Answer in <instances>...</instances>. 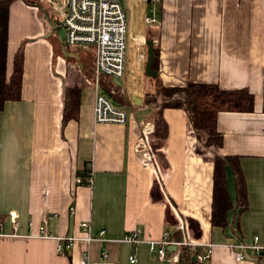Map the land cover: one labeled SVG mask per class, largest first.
<instances>
[{"label":"crops","instance_id":"0c3cea01","mask_svg":"<svg viewBox=\"0 0 264 264\" xmlns=\"http://www.w3.org/2000/svg\"><path fill=\"white\" fill-rule=\"evenodd\" d=\"M17 2L9 6L5 77L19 48L23 73L20 99L6 101L0 110V264H82L86 252L87 264H175L173 251L160 260L146 242L134 248L121 241L138 228L145 241L166 231L173 242L210 250L204 264H264V253L237 261L233 247L255 235L264 245V0H159L158 23L136 37L137 60L144 68L147 42H152L158 76L148 77L143 69L140 87L131 91L121 81L124 76L99 78L97 92L126 110L125 124L94 121L95 84L89 83L86 64H77L82 80L75 82L74 63L58 52L56 37L42 36L53 34L62 18L41 21L35 16L38 6ZM47 3L42 1L46 11ZM125 5L128 9L126 0ZM143 7L147 24L152 5L144 1ZM23 10L33 16L32 28L24 26L18 13ZM190 82L252 95L251 111L218 113L222 141L214 151L197 140L180 108L162 110L165 137L154 131L156 113L148 95L158 84ZM73 86L79 89L77 117L63 125L65 90ZM148 123L153 125L145 137L152 165L144 167L134 144ZM214 153L225 162L230 207L224 225L211 221ZM89 171L91 185L85 183ZM76 177L83 183H75ZM83 222L95 237L104 230L106 240L88 245L82 240ZM42 228L50 237L42 235ZM67 237L79 240L67 247Z\"/></svg>","mask_w":264,"mask_h":264},{"label":"built area","instance_id":"2783aa9c","mask_svg":"<svg viewBox=\"0 0 264 264\" xmlns=\"http://www.w3.org/2000/svg\"><path fill=\"white\" fill-rule=\"evenodd\" d=\"M49 2L50 0H40ZM125 1V0H124ZM151 3L150 14L145 16L147 24H157L156 17L157 3L159 0H144ZM60 26L64 30L63 42L72 47L93 48V75L95 77V95L93 100V119L100 124H125L127 112L123 107L114 106L111 101L102 93L97 92L99 78L105 76L113 80L122 78L126 70V48L128 36V9L123 0H66V12L62 17ZM153 127L148 123L142 130V135L137 137L134 148L139 160L144 167L152 165V154L146 141V134ZM75 183H83L80 177L75 178ZM85 183L91 185L92 175L89 171ZM85 232L82 238L88 245L93 240H106L103 238L104 230L98 232L95 237L91 234V227L88 222L80 224ZM183 228V225H178ZM44 237L46 235L44 228L40 230ZM141 229H135L130 234H126L121 241L131 244L134 248L142 242H146L150 252H154L160 260L167 257L168 248L176 246L177 249L171 253L170 259L174 262L178 259V248L180 246L199 247L191 242H173L169 233L164 231L158 239L142 240L140 238ZM2 235V234H0ZM64 239V238H63ZM67 247H72L79 240L75 237L65 238ZM232 246V245H231ZM236 248L235 259L241 261L248 255L259 256L264 253V245L259 243V236H253L250 242L234 244ZM210 250L196 254V260L199 263H205L209 258ZM102 256H107L105 249ZM88 253L84 254L82 264H87ZM131 263L136 261V255L133 252L129 256Z\"/></svg>","mask_w":264,"mask_h":264},{"label":"trees","instance_id":"16d2710c","mask_svg":"<svg viewBox=\"0 0 264 264\" xmlns=\"http://www.w3.org/2000/svg\"><path fill=\"white\" fill-rule=\"evenodd\" d=\"M10 1L0 0V110L6 101L20 99L22 84V48H19L14 56L13 70L9 79L7 80L5 77ZM31 1L35 3L37 0ZM79 52L81 51L79 50ZM153 68L155 67L153 66ZM91 71L93 73V65ZM111 85H115V82ZM148 98L155 107L156 114L153 122L154 131L158 136L165 137L168 132L162 110L164 108H180L185 112L197 140L212 151L219 147L222 141V136L216 129L218 113L222 111L249 112L252 110L253 103L252 95L246 90H224L215 84L192 82L183 87H168L158 84L155 92L149 94ZM78 107L79 89L75 86L68 87L65 90L63 125L68 120L77 117ZM224 166L223 159L214 153L211 221L215 225H224L225 212L230 207L225 187ZM236 184L239 199L243 201L245 198L244 187L239 174L236 177ZM203 251L201 247L180 246L175 264H204L196 260V254Z\"/></svg>","mask_w":264,"mask_h":264},{"label":"rangeland","instance_id":"374dc122","mask_svg":"<svg viewBox=\"0 0 264 264\" xmlns=\"http://www.w3.org/2000/svg\"><path fill=\"white\" fill-rule=\"evenodd\" d=\"M17 1H21L24 5L29 6V7H35V5H38V11H36L35 16L39 19V20H43V21H47L49 19V16H52L54 19H61L63 17V15L66 12V0H50L46 6L50 7V9L44 10V8H42V1L37 0L35 3L31 0H11L9 3L12 4L13 2H15L13 4V6L15 7L18 2ZM144 0H126V3L128 4V9H129V19H128V36H127V48H126V70H125V74L124 77L126 78V81L124 80V78L121 80L122 83L126 82V87L131 91L134 90L135 88L140 87L141 85V81L143 78V62L142 60L139 62L137 60V55L139 53L140 48L136 45V37H138L140 35V32L143 30H147V28L152 27V25H147L144 23L143 21V16H144V7H143V2ZM123 3L125 4V1L123 0ZM35 4V5H32ZM19 14H21V16L24 17V21L25 24L24 26H26L27 28H32V22L33 20V16L30 15V12L23 10L21 12H18ZM17 12H15L14 14H18ZM9 14H10V9H9ZM39 15V16H38ZM11 17L14 18V16L11 14ZM17 18V17H16ZM20 21V20H19ZM22 22V20H21ZM23 24V23H22ZM44 38H47L51 41L54 40V35L50 34V32H46L42 35ZM32 38L29 37L27 38V40H31ZM45 39V40H47ZM25 40V41H27ZM68 49H73L74 47L69 46V45H65ZM56 48L58 49L59 52V45L56 42ZM84 49H88V50H92V47L87 46V47H83ZM80 60L81 62H84V64H86L87 66V70L88 72V80H90V84L95 83V77L92 73V71L90 70V67L93 65V61H94V55L92 51H84L81 52L79 54ZM72 61V63H74V72H73V78L74 81L77 82L79 80H82V77L78 74H76V71L78 70L77 68V63L74 59H70ZM149 77V76H148ZM84 81V80H83ZM136 97V95H133ZM138 98V97H136Z\"/></svg>","mask_w":264,"mask_h":264},{"label":"water","instance_id":"95a60500","mask_svg":"<svg viewBox=\"0 0 264 264\" xmlns=\"http://www.w3.org/2000/svg\"><path fill=\"white\" fill-rule=\"evenodd\" d=\"M53 34L56 37L57 43L60 48V53L62 56H64L66 59L72 58L76 61V63L81 67L82 62L80 60L79 55L76 52H71L67 49V47L64 45V30L63 28L58 25L55 26L53 29ZM147 62L145 64L144 72L146 76L156 78L158 76V71L153 68V60H154V47L151 41L147 42ZM131 100L136 105L141 104V100L139 98H136L135 96H131ZM177 249L176 246H170L168 248V251H175Z\"/></svg>","mask_w":264,"mask_h":264}]
</instances>
